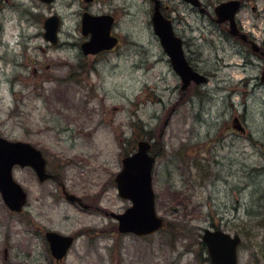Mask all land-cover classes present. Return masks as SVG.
<instances>
[{
    "label": "rangeland",
    "instance_id": "rangeland-1",
    "mask_svg": "<svg viewBox=\"0 0 264 264\" xmlns=\"http://www.w3.org/2000/svg\"><path fill=\"white\" fill-rule=\"evenodd\" d=\"M159 1L187 58L209 77L184 94L153 32L152 0H0V137L36 146L58 178L40 184L14 168L28 201L12 214L0 196V264H211L205 229L240 236L238 264L264 253V55L215 23L214 7L227 0H200L203 13ZM240 1L237 26L264 52V0ZM83 12L114 16L121 46L83 56ZM50 16L60 20L55 46L43 38ZM145 138L154 141L152 188L165 225L120 235L109 215L131 204L114 178ZM61 185L89 208L68 203ZM47 231L75 239L61 263Z\"/></svg>",
    "mask_w": 264,
    "mask_h": 264
},
{
    "label": "water",
    "instance_id": "water-1",
    "mask_svg": "<svg viewBox=\"0 0 264 264\" xmlns=\"http://www.w3.org/2000/svg\"><path fill=\"white\" fill-rule=\"evenodd\" d=\"M41 1L50 3L53 0ZM84 1L89 3L93 0ZM183 1L194 7L200 6L198 0ZM152 4L153 31L169 57L173 70L181 79V90L184 91L191 81L197 85L207 83V78L193 71L185 60L182 42L173 33L171 20L162 15L159 0H152ZM239 8L240 1L238 0L221 2L214 8L215 21L218 24L228 22V33L232 37H239L241 41L246 42V35L239 33L235 22V15ZM112 23L113 18L107 15L83 14L82 34L90 36L89 40L82 45L85 55L96 54L114 47L116 39L110 36ZM58 24L56 16L44 21V38L52 44L56 42ZM252 50L258 52L259 47L252 44ZM262 81L264 82V73ZM232 125L235 130L244 132L237 118L233 119ZM149 151L150 144L144 140L139 141L137 151L123 158L121 171L115 178L118 196L131 203L124 213L111 214V217L117 221V230L120 234L131 233L138 237L148 236L159 231L164 225V221L157 216L155 211L151 182L154 156H150ZM15 166L32 168L39 182H44L51 176L46 173V161L39 150L28 143L8 141L0 137V194L7 208L11 212L19 213L27 202V194L13 179L12 170ZM64 195L68 202L81 203V200L74 195L65 191ZM45 239L50 253L56 261L63 259L73 243L72 237L62 236L55 232H47ZM201 242L206 248L211 264H238V246L241 242L239 235L205 229L201 236Z\"/></svg>",
    "mask_w": 264,
    "mask_h": 264
},
{
    "label": "flooded vegetation",
    "instance_id": "flooded-vegetation-1",
    "mask_svg": "<svg viewBox=\"0 0 264 264\" xmlns=\"http://www.w3.org/2000/svg\"><path fill=\"white\" fill-rule=\"evenodd\" d=\"M195 9V8H194ZM204 12V11H203ZM114 23H115V20H114ZM222 25H224V24H222ZM239 29V28H238ZM173 30H174V33H175V35L178 37V38H180V40H181V42H182V48H183V52H184V56H185V58H186V61L188 62V64L192 67V69L193 70H195V71H197L198 73H200V74H202V75H205V76H207L206 74H203V73H201V72H199L198 70H196V67L194 66V65H192V63L190 62V60L187 58V51H186V40L184 39V37H182V36H179L178 34H176V32H175V29H174V25H173ZM2 30L0 29V32H1ZM227 31V30H226ZM239 31L240 32H242L240 29H239ZM223 34H224V28H223ZM81 38H82V40L78 43V45H79V50H80V53L83 55V53H82V50H81V47H82V45L87 41V39L88 38H86V37H84L82 34H81ZM111 36L112 37H116V39H117V43H116V45L112 48V49H109V50H103V51H100L99 53H97L96 55H90L92 58H96L95 60H97V59H102L105 55H107V54H111L112 52H114L115 50H117L120 46H121V39H120V37L118 36V35H116L112 30H111ZM233 39H236V40H239L238 38H233ZM254 42V40L253 39H251V38H249L248 36H247V41L246 42H243L244 44H246L247 46H250L251 47V45H252V43ZM259 54H261V55H263L264 54V52H263V49H261L260 48V51H259ZM84 56V55H83ZM85 57H89V56H85ZM261 71H264V68L261 70ZM208 77V76H207ZM209 78V77H208ZM233 132H234V130H232ZM151 142H152V150H151V153L153 154H155V152H154V150H153V145H154V141H153V139L152 140H150ZM33 145V144H32ZM34 146V145H33ZM34 147H36V146H34ZM37 148V147H36ZM40 150V149H39ZM153 154V155H154ZM43 156H44V154H43ZM45 158V157H44ZM46 160V159H45ZM28 169H30V168H28ZM31 170V169H30ZM32 171V170H31ZM46 171H47V173L48 174H50L52 177L48 180V181H52V180H56V179H58L57 177H56V174H54V172H53V170H50V166L48 165V163H47V161H46ZM32 173H33V171H32ZM34 174V173H33ZM48 181H46V182H48ZM45 183V182H44ZM40 184H43V183H40ZM61 192L63 191V189H64V186L63 185H61ZM75 205H77L78 206V204H75Z\"/></svg>",
    "mask_w": 264,
    "mask_h": 264
},
{
    "label": "trees",
    "instance_id": "trees-1",
    "mask_svg": "<svg viewBox=\"0 0 264 264\" xmlns=\"http://www.w3.org/2000/svg\"><path fill=\"white\" fill-rule=\"evenodd\" d=\"M263 227H264V222H263ZM258 253H259V252H257V254H258ZM257 254H256V255H257ZM255 260H256L257 264H264V253L260 254L259 257L256 256V257H255Z\"/></svg>",
    "mask_w": 264,
    "mask_h": 264
}]
</instances>
